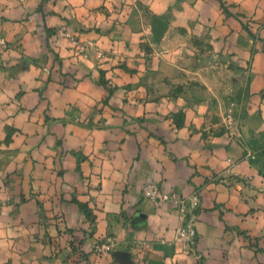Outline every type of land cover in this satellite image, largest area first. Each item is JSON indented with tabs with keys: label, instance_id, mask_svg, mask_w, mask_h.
Here are the masks:
<instances>
[{
	"label": "crops",
	"instance_id": "1",
	"mask_svg": "<svg viewBox=\"0 0 264 264\" xmlns=\"http://www.w3.org/2000/svg\"><path fill=\"white\" fill-rule=\"evenodd\" d=\"M0 35V264H264V0H0Z\"/></svg>",
	"mask_w": 264,
	"mask_h": 264
},
{
	"label": "built area",
	"instance_id": "2",
	"mask_svg": "<svg viewBox=\"0 0 264 264\" xmlns=\"http://www.w3.org/2000/svg\"><path fill=\"white\" fill-rule=\"evenodd\" d=\"M24 1V0H21ZM64 35H66L72 44L78 46L79 49H83L85 47L84 44L80 43V41L73 34L68 31H61ZM7 41L4 37L0 36V55L6 49ZM142 196L149 201L153 205H160L163 201L172 200L178 209L179 221L175 228L174 239L179 242L180 246L184 249L191 248L197 238H198V230L196 227V221L198 218V202L199 199L196 194H192L190 196H182L177 195L174 192H166L163 191L162 188L154 181L147 180L143 183L141 188ZM113 245L111 241L103 244V248H110ZM100 247V248H102Z\"/></svg>",
	"mask_w": 264,
	"mask_h": 264
},
{
	"label": "rangeland",
	"instance_id": "3",
	"mask_svg": "<svg viewBox=\"0 0 264 264\" xmlns=\"http://www.w3.org/2000/svg\"><path fill=\"white\" fill-rule=\"evenodd\" d=\"M2 36V35H0ZM3 37V36H2ZM5 39V38H4ZM6 40V39H5ZM259 136V143L254 146L255 156L252 158V160L259 166V169L261 170V174L264 176V130L258 131ZM96 252H111L115 247L111 246L110 248H100L95 247ZM52 252L57 255V251L53 250L51 251V256H53ZM88 253V252H87ZM55 264H91L89 257L86 255V252L82 248H78L74 252L70 251H62L61 257L58 258L57 263Z\"/></svg>",
	"mask_w": 264,
	"mask_h": 264
},
{
	"label": "water",
	"instance_id": "4",
	"mask_svg": "<svg viewBox=\"0 0 264 264\" xmlns=\"http://www.w3.org/2000/svg\"><path fill=\"white\" fill-rule=\"evenodd\" d=\"M164 26H165V23L161 18L156 17L154 19V27H155L154 29H155L156 33L161 32V30L164 28Z\"/></svg>",
	"mask_w": 264,
	"mask_h": 264
},
{
	"label": "trees",
	"instance_id": "5",
	"mask_svg": "<svg viewBox=\"0 0 264 264\" xmlns=\"http://www.w3.org/2000/svg\"><path fill=\"white\" fill-rule=\"evenodd\" d=\"M263 149H264V147H263ZM260 172H261V170H260ZM263 175V174H262Z\"/></svg>",
	"mask_w": 264,
	"mask_h": 264
}]
</instances>
